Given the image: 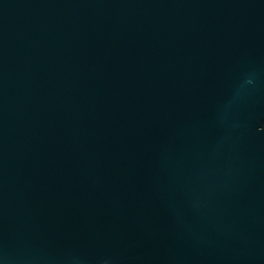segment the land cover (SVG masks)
I'll return each instance as SVG.
<instances>
[{"label":"water","instance_id":"95a60500","mask_svg":"<svg viewBox=\"0 0 264 264\" xmlns=\"http://www.w3.org/2000/svg\"><path fill=\"white\" fill-rule=\"evenodd\" d=\"M0 264H264V0H0Z\"/></svg>","mask_w":264,"mask_h":264}]
</instances>
